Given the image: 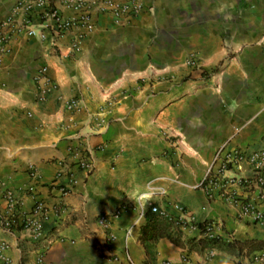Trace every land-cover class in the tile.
Masks as SVG:
<instances>
[{
  "label": "crops",
  "instance_id": "1",
  "mask_svg": "<svg viewBox=\"0 0 264 264\" xmlns=\"http://www.w3.org/2000/svg\"><path fill=\"white\" fill-rule=\"evenodd\" d=\"M16 1L0 0V20ZM140 1L138 16H104L76 49L73 31L11 40L0 64V213L14 216L16 199L20 224L37 202L45 216L39 227L0 224V264H264V250H189L171 238H199L207 220L213 236L264 240V221L240 203L193 188L227 141L264 150V0ZM41 66L55 82L43 103ZM151 203L177 222L161 220L152 240L142 236Z\"/></svg>",
  "mask_w": 264,
  "mask_h": 264
},
{
  "label": "built area",
  "instance_id": "2",
  "mask_svg": "<svg viewBox=\"0 0 264 264\" xmlns=\"http://www.w3.org/2000/svg\"><path fill=\"white\" fill-rule=\"evenodd\" d=\"M144 10V4L140 0H17L10 6L7 14L0 20V64L4 56L11 51L10 42L16 33H23L30 38L40 40L52 39L53 43L69 32H75L73 49L85 37L99 27L100 19L111 15L117 24L124 22L125 17L138 16ZM22 12L24 19L19 25L18 14ZM193 64L197 65L196 59ZM37 87V101L43 103L55 82L49 76L47 66H41L35 76ZM78 101L71 100L67 108L75 110ZM92 117V116H91ZM232 140V139H231ZM248 164L249 169H246ZM80 167H85L86 160L79 162ZM59 177H68L70 183L73 180L74 168L63 166L58 173ZM194 189H202L209 198H220L231 203L241 204V213L255 222L264 221V150L248 152L243 148L231 147L230 142L223 144L214 154L213 161L203 174L200 181L193 186ZM69 189L62 188V193L67 194ZM10 195V194H9ZM256 195L258 200L252 199ZM19 202L11 201V212L14 216L5 217L0 213V224L6 230H16L19 225L39 227L40 220L45 216V206L37 202L32 221L19 223L15 218ZM152 206V203L150 204ZM157 211L158 207L153 206ZM166 216L169 214L161 208ZM145 213H143L144 215ZM209 236L212 226L210 224ZM228 239L231 236L227 235ZM130 264H136L128 255Z\"/></svg>",
  "mask_w": 264,
  "mask_h": 264
},
{
  "label": "trees",
  "instance_id": "3",
  "mask_svg": "<svg viewBox=\"0 0 264 264\" xmlns=\"http://www.w3.org/2000/svg\"><path fill=\"white\" fill-rule=\"evenodd\" d=\"M153 206H157L158 210L154 211ZM146 217V224L144 225L142 229V236L145 235L146 239H155L157 236H161L164 233L159 231L161 220L167 221V226H176L177 222L174 221L173 217H170L169 215L166 216L164 213H162L161 207L156 204L152 203V206H149V209L145 213ZM197 226L199 227L201 231V236L199 238H191L188 239L185 243L179 241L177 237L171 236L172 240L180 245H188L189 250H200L203 251L206 248H222L230 252H235L239 256H245L249 255L250 253L257 251V250H264V240H245L240 241L237 239H223L220 236H214L210 237L209 232V226L210 221L202 220L196 222ZM24 227V224L19 225L17 228L21 229Z\"/></svg>",
  "mask_w": 264,
  "mask_h": 264
},
{
  "label": "clouds",
  "instance_id": "4",
  "mask_svg": "<svg viewBox=\"0 0 264 264\" xmlns=\"http://www.w3.org/2000/svg\"><path fill=\"white\" fill-rule=\"evenodd\" d=\"M150 200V197L147 198L142 204H141V207L144 208L146 210V206L148 205V202Z\"/></svg>",
  "mask_w": 264,
  "mask_h": 264
}]
</instances>
